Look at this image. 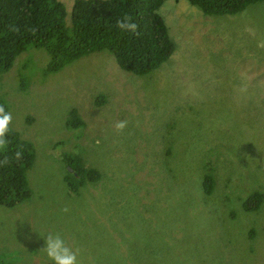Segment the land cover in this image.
I'll list each match as a JSON object with an SVG mask.
<instances>
[{"label": "rangeland", "instance_id": "374dc122", "mask_svg": "<svg viewBox=\"0 0 264 264\" xmlns=\"http://www.w3.org/2000/svg\"><path fill=\"white\" fill-rule=\"evenodd\" d=\"M58 1L68 25L73 0ZM157 13L175 46L145 75L104 50L48 73L34 47L0 73L10 130L33 155L26 198L0 206L1 261L52 264L42 249L57 232L79 264H264V0Z\"/></svg>", "mask_w": 264, "mask_h": 264}, {"label": "trees", "instance_id": "16d2710c", "mask_svg": "<svg viewBox=\"0 0 264 264\" xmlns=\"http://www.w3.org/2000/svg\"><path fill=\"white\" fill-rule=\"evenodd\" d=\"M165 0H73L67 25L64 6L58 0H0V73L29 47L43 49L47 72H56L72 61L94 52H109L117 67L137 76L164 63L174 44L157 10ZM205 16L233 15L246 5L261 0H185ZM128 15L138 25L136 33L121 32L116 22ZM21 85V84H20ZM0 105H4L0 99ZM6 109V107H5ZM8 146L0 151V206L10 209L22 202L28 191L25 172L32 161L31 147L10 130ZM23 153L17 161L15 153ZM74 172L97 179L95 171L69 165ZM212 180V179H211ZM210 190V176L204 178V191ZM263 195L252 192L248 198L259 201ZM0 264H9L0 260ZM11 264V263H10Z\"/></svg>", "mask_w": 264, "mask_h": 264}, {"label": "clouds", "instance_id": "9594fccd", "mask_svg": "<svg viewBox=\"0 0 264 264\" xmlns=\"http://www.w3.org/2000/svg\"><path fill=\"white\" fill-rule=\"evenodd\" d=\"M116 26L121 30V32L136 33L138 30V25L133 22L132 18L128 15H125L118 19L116 22ZM11 123L12 114L6 111L3 105H0V151H4L7 149L9 143L8 134L10 132ZM115 127L118 131H123L127 127V121H119L115 124ZM97 144H99V141H97ZM22 156L23 153L20 151H17L15 153V159L17 161L21 160ZM0 163L7 164L8 160L5 159ZM63 211L67 212L68 209L65 208L63 209ZM44 240L45 247L42 250L46 254L47 258L52 262V264H79V249L73 250L71 247H69L60 233L50 232L44 237Z\"/></svg>", "mask_w": 264, "mask_h": 264}]
</instances>
